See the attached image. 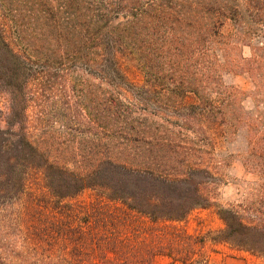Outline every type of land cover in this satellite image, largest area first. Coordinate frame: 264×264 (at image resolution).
<instances>
[{"label": "trees", "instance_id": "16d2710c", "mask_svg": "<svg viewBox=\"0 0 264 264\" xmlns=\"http://www.w3.org/2000/svg\"><path fill=\"white\" fill-rule=\"evenodd\" d=\"M0 8V264H211L209 244L264 264V207H237L252 220L221 210V230L191 234L184 224L207 206L208 169L114 154L135 135L156 144L151 157L242 135L264 198V0H0ZM225 74L250 79L251 113ZM58 78L85 83L68 121L96 129L86 152L77 144L62 155L32 133L29 110L46 116ZM163 106L180 112L176 132L151 119Z\"/></svg>", "mask_w": 264, "mask_h": 264}, {"label": "rangeland", "instance_id": "374dc122", "mask_svg": "<svg viewBox=\"0 0 264 264\" xmlns=\"http://www.w3.org/2000/svg\"><path fill=\"white\" fill-rule=\"evenodd\" d=\"M1 17L0 8V19ZM239 50L242 58L250 56L248 47H239ZM92 82L95 85L98 84V81L93 80ZM223 83L235 91L243 111L251 113L253 111V103L250 96L252 91L250 79L245 74H225ZM85 89V83L81 81L58 78L48 91V103L44 108L46 116L42 117V119L37 118L36 116L39 113H36L33 108L29 110L33 135L39 141H44L47 145L58 149L62 155L67 152L72 153L77 144L78 147L81 145V150L86 152L88 147L94 146L97 142L98 137H96L95 128L74 126L73 123L68 121L69 115L77 117V114L69 109L75 112L78 111L75 102L79 99L77 97H81L84 94L81 90L85 92ZM163 107L166 109L165 106ZM137 112L139 113V111ZM179 114L178 110L166 109V111L158 114L159 117L156 116V118L153 117L151 119L161 124L160 130L165 134L178 130L177 127L180 124ZM179 138L180 136L178 135L177 139H174V145H180L181 139ZM131 139L132 141L128 143L127 150H114V154L116 153L118 157L130 156L131 158L139 159H158L163 165L171 161L180 169L179 172L183 171L181 166L187 162L192 165H201L208 169L207 184L204 187L208 203L205 208H198L188 216L184 225L189 233L203 235L208 232L216 233L221 230L223 223L218 217V213L221 210L234 208L245 219L252 220L253 213L243 212L237 207L239 205L256 208L264 207V198L262 199V195L258 192V186L261 182L260 177L257 169L252 166V158L247 157L248 143L242 135L228 140H221L215 145L206 146L204 149L199 148L197 145H191L190 148L194 149L195 152L192 151L190 155L180 154L176 157H161L164 154L161 150H159L160 157H151L157 151L155 143H152V141L150 143L149 140L142 141L136 135L132 136ZM174 145L173 149L178 151L174 148ZM198 149L200 153L197 151ZM80 154L83 153L81 152ZM61 158L68 161H83L95 159L96 157ZM207 251L210 255L211 264H262L261 259L225 244H209Z\"/></svg>", "mask_w": 264, "mask_h": 264}]
</instances>
